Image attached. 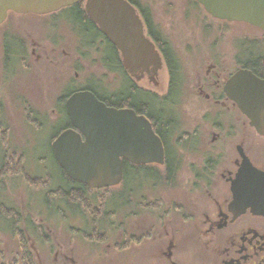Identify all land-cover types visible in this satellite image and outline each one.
Wrapping results in <instances>:
<instances>
[{
	"label": "flooded vegetation",
	"instance_id": "af4514ba",
	"mask_svg": "<svg viewBox=\"0 0 264 264\" xmlns=\"http://www.w3.org/2000/svg\"><path fill=\"white\" fill-rule=\"evenodd\" d=\"M86 1L82 0L44 15L57 14L65 20L66 13L74 11L76 16L67 19L77 26L81 40L91 42L95 50L101 52L107 69L114 73L122 71L125 74L123 83L126 85L107 93L101 82L88 79L92 85L85 83L86 86L78 87L70 77L58 96L52 98L55 99V107L47 111L48 115L41 114L37 109L35 112L30 111L29 115L36 129L46 131L52 139L50 150L61 173L64 170L56 160L54 143L67 129L78 130L72 124L66 103L73 93L91 90L108 106L126 108L137 117H144L163 145L162 161L136 162L125 155L120 157L124 169L123 186L128 183L124 179L126 175L129 180L142 176L155 186L172 188V200L169 202L163 195L149 199L151 201L142 195L141 198L148 201L147 203L126 206L124 219L127 221L122 234L127 232V239L123 241L129 247L131 262L138 249L140 255L145 256L150 264H264V208L259 201L264 198V184L254 177V167L264 172V162L261 161L264 160V135L256 130L252 119L239 108L238 101L234 98L241 90L245 103L252 102L255 106L264 104V29L249 21L214 17L197 0H191L193 4L188 0L189 6L182 11L160 13H151L150 7L144 4L146 0H126L137 15L117 19L118 27L125 32L126 29L133 28L128 34L142 30L143 36L150 42L159 58L158 65L153 61H146L141 63L148 64L146 68L128 71L119 46L87 14ZM80 12L82 16L79 15ZM184 18L197 19L205 29L202 44L196 40L194 47L191 41L185 42L184 46L200 48L208 44L210 50L209 54L192 56L193 61H198V64L192 71V77L188 79L185 62H189V59L185 61V57L177 54L164 32L165 25H168L183 33L185 28L182 26L186 20ZM241 24L253 26L258 33L238 34L235 41V47L239 46L238 50L231 52L222 44L225 42V33L233 25L236 27ZM212 28L219 34L214 40L206 34L212 32ZM184 33L183 38L186 40L188 33ZM197 35L201 36L199 33ZM12 45L14 44L8 39L4 46V64L8 66L20 52V48L15 49ZM32 53L36 54L35 48ZM59 62L65 65L63 59ZM163 69H166L169 79L164 94L150 85L140 84L142 78L147 76L149 82H154L157 86V78ZM236 75L240 76L237 86L231 83ZM188 88L192 91L189 99L194 100L190 109L202 106L208 109L203 118L213 122L214 130L211 131L209 143L214 144L215 150L207 151L202 148L204 143L199 133L202 123L191 129L184 126L186 122L179 110L186 105L189 108L186 102ZM125 97L130 100L122 101ZM23 101L24 107L33 109L26 99ZM57 105L61 107L60 111ZM210 109L214 111V116ZM260 116L264 118V112ZM241 124L244 128L238 130ZM140 137V133H135L134 145L137 152H141ZM149 142L148 139L145 141L147 145ZM3 151L5 153L0 158V188L4 180H13L12 177L17 172L22 177L27 176L31 182H48L49 174L45 172L44 155L40 154L36 158L39 162L34 164L37 169H33L24 152L25 158L21 161L20 157L10 158L9 152ZM143 158L144 156L139 159ZM184 164L188 167L182 168ZM64 173L66 178H71L65 171ZM241 173L247 175L242 183L238 180ZM80 190V187H73L74 192L71 189L64 190L68 193L63 197L66 206L64 209L71 210L77 205L82 198ZM12 217L16 221L21 218L18 214ZM149 221L152 223H148ZM20 259L18 260L22 264L24 260ZM115 262L122 261L117 259Z\"/></svg>",
	"mask_w": 264,
	"mask_h": 264
},
{
	"label": "rangeland",
	"instance_id": "374dc122",
	"mask_svg": "<svg viewBox=\"0 0 264 264\" xmlns=\"http://www.w3.org/2000/svg\"><path fill=\"white\" fill-rule=\"evenodd\" d=\"M189 2L188 0H146L144 4L150 7L151 13H160L182 11L189 6ZM184 19L186 20L182 27L188 33L186 40L183 38L185 31L181 33L178 30V33L175 28L165 25L164 32L177 54L185 57V61L189 59V62H185L188 79L192 77V71L198 64V61H193L192 56L206 55L210 50L208 44L200 48L184 46L185 42L191 41L194 47L196 40L202 44L205 31L197 19ZM2 24L3 26L0 27V158L5 153L3 150L9 152L10 158L20 157L21 161L27 155L32 163L31 168L37 169L34 166L38 161L36 158L40 154L44 155L46 157L44 166L47 170L45 172H48L49 179L44 183L39 180L31 182L27 176L22 177L17 172L16 176L12 177L13 180H4L1 183L0 264H21L19 258H23L22 264H124V261L125 264H150L145 256L140 255L138 249L136 257H133L131 262L129 247L125 244L126 241H123L127 239V232L122 234L127 221L126 218L124 219L125 210L127 207L144 204L142 195L148 200L163 195L169 202L172 200V188H169L170 186L160 188L159 185L155 186L148 178L142 176L129 180L125 175L123 178L127 179L128 183L124 186L122 178L113 186H88V190L90 189L92 193H81L82 198L77 202L78 206L74 205L71 210L64 209L66 206L59 191L65 183L60 181L62 173L53 161L50 150L52 139L46 131L41 130V132L36 129L29 115L31 110L35 112L36 109L41 114L48 115L50 108L55 107L53 105L55 99L52 98L58 96L70 77L77 83L76 85H79L78 87L86 86L91 82L88 79L101 82L106 88L104 91L109 93L126 85L123 83L125 74L122 71L114 73L107 69L101 52L96 51L91 42L81 40L79 29L67 18L63 20L57 14L22 15L10 11ZM211 30L213 31L206 34L214 40L219 34L215 28ZM198 33L201 36L197 35ZM256 33L258 32L253 26L233 25L225 33L223 47L231 52L236 51L239 47H235L238 34ZM8 39L14 44L13 48H20L19 56L8 63L10 66L4 64V46ZM34 48L35 55L32 53ZM225 48L223 50L227 51L228 49ZM62 59L65 65L59 62ZM144 77L146 78H142L141 85H150L161 94L167 91L169 79L166 69L160 72L157 86L154 82H149L147 76ZM191 92L189 88L186 91L189 108L186 105L179 110L183 121L187 123L184 126L191 129L194 125L202 123L199 127L200 138L204 143L202 148L207 151L215 150L214 144L209 143V138L212 137L211 131L214 130L213 122L203 118V114L208 109L204 106L190 109L194 104V100L189 99ZM24 99L33 109L24 107ZM60 108L58 106V111ZM211 111V115L214 116V111ZM242 128H244L243 124L238 130ZM256 161L260 164L261 161L264 162L258 159ZM187 167L185 164L182 166V168ZM129 196L130 201H128ZM49 197H52L51 203L46 205L45 198ZM3 203L5 205L1 206ZM4 206L10 207L6 215H4ZM17 214L21 217L19 221L13 220L12 217ZM136 220L135 218V224ZM117 259L122 262H115Z\"/></svg>",
	"mask_w": 264,
	"mask_h": 264
},
{
	"label": "water",
	"instance_id": "95a60500",
	"mask_svg": "<svg viewBox=\"0 0 264 264\" xmlns=\"http://www.w3.org/2000/svg\"><path fill=\"white\" fill-rule=\"evenodd\" d=\"M79 1L82 0H0V24L5 22L10 11L17 14H50ZM197 1L214 17L249 21L264 29V0ZM85 7L89 17L98 22L105 34L121 49L126 70L146 68L148 64H141L146 61L158 65L159 58L142 30L128 34L133 28L125 32L116 23L119 18L137 15L128 1L87 0ZM239 81L240 76L236 75L231 83L237 86ZM236 94L234 98L239 108L249 115L252 125L264 135V118L260 116L264 112V104L255 106L252 102L245 103L242 91ZM66 106L72 124L78 130L67 129L59 135L54 150L56 160L73 180L82 181L90 187L113 186L122 178L121 156L125 155L136 162L163 160V145L144 117H137L126 108L108 106L88 89L73 93ZM135 133L141 135V152H137L134 145ZM147 139L150 140L148 145L145 143ZM142 156L143 161L139 159ZM254 168V177L264 184V172ZM245 177L247 175L241 173L238 180L242 183ZM259 201L264 208V198Z\"/></svg>",
	"mask_w": 264,
	"mask_h": 264
},
{
	"label": "trees",
	"instance_id": "16d2710c",
	"mask_svg": "<svg viewBox=\"0 0 264 264\" xmlns=\"http://www.w3.org/2000/svg\"><path fill=\"white\" fill-rule=\"evenodd\" d=\"M13 12V11H12ZM22 15H25V14H22ZM79 15L80 16H82L83 14H81V12L79 13ZM67 18H69V19H73V17H75L76 16V14H75V12L73 11V12H68V13H66V15H65ZM95 89V88H94ZM125 100H122V101H126V100H130L128 97H125L124 98ZM60 181H64V183H65V186L61 189V191H59V193L64 197L65 195H68V193L66 192V191H64V190H70L71 189V191H73V187H76V188H78V187H80L81 188V192L83 193H85V194H90V193H92V191L89 189L88 190V185H85V184H83V183H79V182H77V181H73V179H69V178H66L65 177V173H64V171H63V173H62V177H61V179H60ZM74 192V191H73ZM52 199V197H49V198H45V203H46V205H49L48 203H51V199ZM2 205H5V203H3V204H1V206ZM3 209H4V215H6L10 210V207L9 206H4L3 207ZM10 215V214H9Z\"/></svg>",
	"mask_w": 264,
	"mask_h": 264
}]
</instances>
